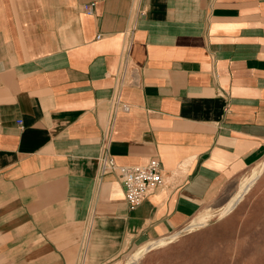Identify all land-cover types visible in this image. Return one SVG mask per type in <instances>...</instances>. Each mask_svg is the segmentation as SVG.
Listing matches in <instances>:
<instances>
[{
    "label": "crops",
    "instance_id": "obj_1",
    "mask_svg": "<svg viewBox=\"0 0 264 264\" xmlns=\"http://www.w3.org/2000/svg\"><path fill=\"white\" fill-rule=\"evenodd\" d=\"M263 158L264 0H0V264H107Z\"/></svg>",
    "mask_w": 264,
    "mask_h": 264
},
{
    "label": "rangeland",
    "instance_id": "obj_2",
    "mask_svg": "<svg viewBox=\"0 0 264 264\" xmlns=\"http://www.w3.org/2000/svg\"><path fill=\"white\" fill-rule=\"evenodd\" d=\"M263 159L245 170L236 189ZM227 200L207 206L188 223L198 221L203 214H212L206 224L192 230L187 225L170 242L137 258L133 255L140 244L134 246L107 264H264V169L241 201L225 216H218L216 210Z\"/></svg>",
    "mask_w": 264,
    "mask_h": 264
},
{
    "label": "built area",
    "instance_id": "obj_3",
    "mask_svg": "<svg viewBox=\"0 0 264 264\" xmlns=\"http://www.w3.org/2000/svg\"><path fill=\"white\" fill-rule=\"evenodd\" d=\"M92 4H85L84 11L91 12ZM127 109V106H123ZM102 171L116 170L124 189V198L130 209L138 206L142 200L152 194L163 183L162 167L160 162L152 158L147 163L135 166H117L112 158L104 154L99 159Z\"/></svg>",
    "mask_w": 264,
    "mask_h": 264
},
{
    "label": "bare ground",
    "instance_id": "obj_4",
    "mask_svg": "<svg viewBox=\"0 0 264 264\" xmlns=\"http://www.w3.org/2000/svg\"><path fill=\"white\" fill-rule=\"evenodd\" d=\"M263 169H264V159H263V161L261 162V164L259 165L258 168H256L255 170H253L249 175H247L244 178H242V180L239 183V185H238L237 189L235 190V192L231 195V197L225 203H223L218 208V210H216V214L218 216H221V215H224V214L230 212L236 206V204L239 201H241L243 195L249 190V188L255 182V180L258 178L259 174L261 173V171ZM211 215L212 214H210V215L209 214H206V215L203 214V215H201L198 218L199 219L198 221L192 222L186 228L192 230L193 227H197V226L199 227V226H202V225L206 224L209 221L207 217H209ZM177 234H178V232H175V233H173V234H171L169 236L160 237V238H157V239H155V240H153L151 242H147V243L140 244L138 246V248L136 249L133 257L134 258H137L140 255H142L143 252H146V251L148 252L149 250H151L153 248H157L159 246H162V245L170 242L171 240H173L174 238H176Z\"/></svg>",
    "mask_w": 264,
    "mask_h": 264
}]
</instances>
